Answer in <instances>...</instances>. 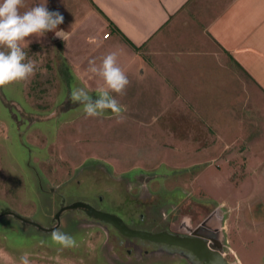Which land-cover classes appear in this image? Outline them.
<instances>
[{"label": "rangeland", "instance_id": "1", "mask_svg": "<svg viewBox=\"0 0 264 264\" xmlns=\"http://www.w3.org/2000/svg\"><path fill=\"white\" fill-rule=\"evenodd\" d=\"M44 2L25 0L21 11ZM47 7L63 15L60 29L74 24V37H27L21 43L38 66L34 77L0 87V213L45 230L0 214V264H20L25 254L30 264H200L177 246L123 236L79 208L54 218L74 201L133 229L202 236L227 262L262 264L264 146L248 147L251 158L229 156L232 145L221 147L242 122L229 115L225 90L217 105L212 96L219 78L240 75L228 57L188 29L165 47L125 51L87 0H47ZM110 52L130 80L126 94L113 93L127 108L122 122L110 110L86 117L69 99L74 86L93 96L107 87L90 62L99 67ZM263 128L264 120L251 121L250 130ZM237 133L250 139L247 126ZM54 228L78 246L53 243Z\"/></svg>", "mask_w": 264, "mask_h": 264}, {"label": "crops", "instance_id": "2", "mask_svg": "<svg viewBox=\"0 0 264 264\" xmlns=\"http://www.w3.org/2000/svg\"><path fill=\"white\" fill-rule=\"evenodd\" d=\"M87 3L90 14L93 11V16L97 15L100 21L116 28L113 34L116 41L125 45V51L135 53L145 45L153 50L158 42L165 47L166 38L172 33L178 35L184 29L209 38L210 44L227 56L240 72L234 79L219 78L216 81L212 95L214 103L218 104L225 90L223 98L228 99L229 115L242 122L237 130L247 126V131H251L250 139L246 140L236 130L231 141L221 148L232 145L229 156L245 158L249 154L248 158H251L253 151L249 153L248 147L264 146V128L258 132L250 130L252 120H264V0H87ZM65 31L69 42L74 37V24H67ZM80 64L76 66L80 67ZM153 72V69L147 70L150 75ZM73 74L80 77L81 82L80 68L73 70ZM218 137L214 134L211 140L214 142ZM218 153L222 154L221 149ZM237 262L243 264L240 259Z\"/></svg>", "mask_w": 264, "mask_h": 264}, {"label": "clouds", "instance_id": "3", "mask_svg": "<svg viewBox=\"0 0 264 264\" xmlns=\"http://www.w3.org/2000/svg\"><path fill=\"white\" fill-rule=\"evenodd\" d=\"M25 0H0V87L14 82L26 81L34 77L37 71L35 61L28 58L22 41L27 37H43L52 31L55 36L65 40L66 31L58 26L64 21L59 11H50L47 0L38 3L25 11ZM90 71L103 78L107 87L95 89V96L86 86L73 87L69 99L73 103L82 105L86 117H102L110 110L119 121H123L126 106L121 105L113 93L126 94L130 84L127 74L117 63V53L110 52L103 57L102 63L97 67L90 62ZM51 240L61 248L77 247V239L59 228L51 232ZM45 241H41L44 244ZM20 264H30L27 254L20 257Z\"/></svg>", "mask_w": 264, "mask_h": 264}, {"label": "water", "instance_id": "4", "mask_svg": "<svg viewBox=\"0 0 264 264\" xmlns=\"http://www.w3.org/2000/svg\"><path fill=\"white\" fill-rule=\"evenodd\" d=\"M79 208L85 212L86 215L91 216L95 219H98L101 222L110 224L113 228H115L118 233L123 236L127 237H136L143 240H148L152 242H162L168 245H175L181 248H185L189 250L198 260L201 261L202 264H235L234 262H226L221 253L216 249H210L206 242L197 237H187V236H180L178 234H172L165 231L159 232H148L145 230L133 229L128 227L121 218L118 216L98 210L91 206L90 204L82 201H74L70 204L61 206L57 212H55L54 218L58 219L59 213L62 210L66 209H74ZM0 214H9L14 216V218L29 223L38 229L45 230L41 226H39L36 222L27 220L24 217L13 213L10 210H6L1 212ZM192 247L198 252L193 251Z\"/></svg>", "mask_w": 264, "mask_h": 264}, {"label": "flooded vegetation", "instance_id": "5", "mask_svg": "<svg viewBox=\"0 0 264 264\" xmlns=\"http://www.w3.org/2000/svg\"><path fill=\"white\" fill-rule=\"evenodd\" d=\"M163 231H165V232H167L166 230H163ZM169 233H171V232H169ZM172 234H177V233H172ZM178 235H180V236H187V237H197V238H200V239H202V240H204L205 241V239L202 237V236H197V235H183V234H178ZM206 242V241H205ZM206 245L210 248V249H215V248H212V247H210L209 245H208V243L206 242ZM172 246H175V245H172ZM177 247H179V246H177ZM180 249H183V250H186V252H188L193 258H195L200 264H202L201 263V261L200 260H198L189 250H187V249H185V248H181V247H179ZM216 250H218V249H216ZM219 252H220V250H218ZM221 253V256H222V258H223V253L222 252H220ZM224 259V258H223ZM227 262V261H226ZM228 263H230V262H228ZM236 264H238V262H236Z\"/></svg>", "mask_w": 264, "mask_h": 264}, {"label": "bare ground", "instance_id": "6", "mask_svg": "<svg viewBox=\"0 0 264 264\" xmlns=\"http://www.w3.org/2000/svg\"><path fill=\"white\" fill-rule=\"evenodd\" d=\"M193 251H196L193 247H192ZM196 253L198 254V252L196 251Z\"/></svg>", "mask_w": 264, "mask_h": 264}, {"label": "built area", "instance_id": "7", "mask_svg": "<svg viewBox=\"0 0 264 264\" xmlns=\"http://www.w3.org/2000/svg\"><path fill=\"white\" fill-rule=\"evenodd\" d=\"M106 36H107V34H106V33H104L103 37H106Z\"/></svg>", "mask_w": 264, "mask_h": 264}, {"label": "trees", "instance_id": "8", "mask_svg": "<svg viewBox=\"0 0 264 264\" xmlns=\"http://www.w3.org/2000/svg\"><path fill=\"white\" fill-rule=\"evenodd\" d=\"M111 26H112V24L111 23H109ZM113 27V26H112ZM115 29V28H114Z\"/></svg>", "mask_w": 264, "mask_h": 264}]
</instances>
